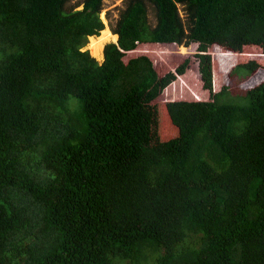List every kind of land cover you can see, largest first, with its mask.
I'll use <instances>...</instances> for the list:
<instances>
[{
	"label": "trees",
	"instance_id": "16d2710c",
	"mask_svg": "<svg viewBox=\"0 0 264 264\" xmlns=\"http://www.w3.org/2000/svg\"><path fill=\"white\" fill-rule=\"evenodd\" d=\"M72 1L0 0V264H264V0Z\"/></svg>",
	"mask_w": 264,
	"mask_h": 264
},
{
	"label": "rangeland",
	"instance_id": "374dc122",
	"mask_svg": "<svg viewBox=\"0 0 264 264\" xmlns=\"http://www.w3.org/2000/svg\"><path fill=\"white\" fill-rule=\"evenodd\" d=\"M83 0H73L70 5L75 6L78 3V8L83 7ZM125 0H104V7L101 12V17L105 23V29L109 31V35L103 41L96 43V36L89 37L87 45L84 49H88L92 56L96 57L99 62H102L105 58L104 46L109 42H116L118 35L113 33V27L120 17V13L125 8ZM181 14L185 16L183 7L180 6ZM150 19L153 25L156 24V18L154 15H150ZM102 30V31H104ZM101 31V33H102ZM100 33V34H101ZM117 35V36H115ZM116 37V38H115ZM181 53H191L193 51L187 49L185 46L177 47L174 45L154 44V43H142L139 44L138 49L130 56H137L141 54L149 55L156 65L157 71L164 75L170 70H174L178 63L183 59L177 56ZM184 54V55H185ZM210 94L208 90L203 88L201 81V74L199 69V63L195 58H191L189 68L185 75L178 76L177 80L172 83L161 95L160 100H209ZM237 100L234 96L231 101Z\"/></svg>",
	"mask_w": 264,
	"mask_h": 264
},
{
	"label": "bare ground",
	"instance_id": "6f19581e",
	"mask_svg": "<svg viewBox=\"0 0 264 264\" xmlns=\"http://www.w3.org/2000/svg\"><path fill=\"white\" fill-rule=\"evenodd\" d=\"M108 35H109L108 30L102 31V33L99 36H96V38H97L96 43L98 44L100 41H103L104 39H106L108 37ZM115 36H117V35H115Z\"/></svg>",
	"mask_w": 264,
	"mask_h": 264
}]
</instances>
